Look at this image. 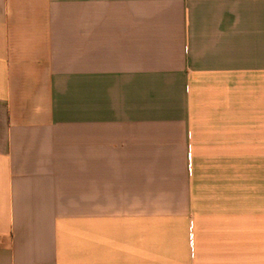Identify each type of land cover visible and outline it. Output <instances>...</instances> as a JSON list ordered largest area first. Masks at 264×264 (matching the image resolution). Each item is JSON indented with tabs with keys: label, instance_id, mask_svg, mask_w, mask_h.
<instances>
[{
	"label": "crops",
	"instance_id": "1",
	"mask_svg": "<svg viewBox=\"0 0 264 264\" xmlns=\"http://www.w3.org/2000/svg\"><path fill=\"white\" fill-rule=\"evenodd\" d=\"M0 264H264V0H0Z\"/></svg>",
	"mask_w": 264,
	"mask_h": 264
}]
</instances>
